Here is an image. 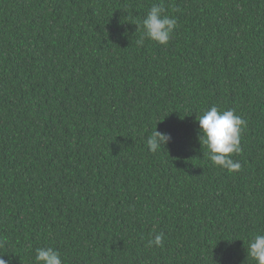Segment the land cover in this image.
I'll use <instances>...</instances> for the list:
<instances>
[{"label": "trees", "instance_id": "obj_1", "mask_svg": "<svg viewBox=\"0 0 264 264\" xmlns=\"http://www.w3.org/2000/svg\"><path fill=\"white\" fill-rule=\"evenodd\" d=\"M167 46L138 28L153 4ZM247 121L241 169L196 119ZM155 128L171 141L156 153ZM163 233L160 247L149 246ZM264 234V0H0V256L34 264H256Z\"/></svg>", "mask_w": 264, "mask_h": 264}, {"label": "clouds", "instance_id": "obj_2", "mask_svg": "<svg viewBox=\"0 0 264 264\" xmlns=\"http://www.w3.org/2000/svg\"><path fill=\"white\" fill-rule=\"evenodd\" d=\"M142 34L137 40L143 46L145 39L167 46L177 27V19L165 14L163 4H153L146 16L137 24ZM199 125V139L207 149V156L213 166L227 170L229 173L241 169L239 161L233 159L241 152V134L247 127V121L234 110H221L212 106L197 118ZM169 133L160 132L155 128L146 139L149 151L156 153L171 141ZM149 246L160 247L163 244V233L154 234L149 240ZM247 257L256 264H264V234L256 233L248 240ZM0 264H8L0 256ZM34 264H64L60 251L53 247H39L35 249Z\"/></svg>", "mask_w": 264, "mask_h": 264}]
</instances>
